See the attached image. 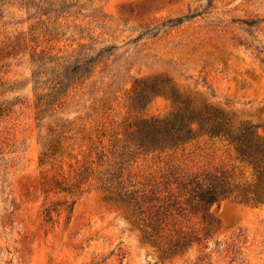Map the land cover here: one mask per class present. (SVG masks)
<instances>
[{"label":"rangeland","instance_id":"374dc122","mask_svg":"<svg viewBox=\"0 0 264 264\" xmlns=\"http://www.w3.org/2000/svg\"><path fill=\"white\" fill-rule=\"evenodd\" d=\"M79 4L53 24L0 0V264H264V204L223 200L202 218L188 192L251 181L232 148L197 136L143 153L128 140L189 104L264 141V0ZM82 47L104 48L102 63L40 115L46 89L31 83V60ZM135 81L169 96L134 105ZM117 196L142 214L108 200ZM155 213L162 231L149 228ZM179 231L194 240L175 250Z\"/></svg>","mask_w":264,"mask_h":264},{"label":"trees","instance_id":"16d2710c","mask_svg":"<svg viewBox=\"0 0 264 264\" xmlns=\"http://www.w3.org/2000/svg\"><path fill=\"white\" fill-rule=\"evenodd\" d=\"M19 7L26 14H33L36 18L43 17L45 21L54 19L67 20L70 11L82 9L80 0H17ZM89 2V1H87ZM29 15V16H33ZM104 48L98 51L90 47H82L78 51L69 54L50 56H36L31 61L34 69L31 74V83L34 88L41 77L45 85L43 93L36 98L38 112L42 115L46 108L54 102L55 96L64 95L68 89L77 84H83L93 74L95 68L102 63L101 56ZM42 84V85H43ZM44 87V86H43ZM163 96H169L163 83H139L134 82L131 101L134 105H142L147 100ZM168 98V97H167ZM170 99L176 100L173 96ZM54 105V104H52ZM197 136L218 138L232 148L235 158L252 172V180L241 184H229L220 181L216 185L211 184H188V192L194 194L196 211L200 210L202 218L209 217V209L220 201L231 200L239 204L262 205L264 204V141L252 130L251 126H242L233 129L229 123L219 114H214L207 108L195 109L189 104L176 106L175 111L166 118H150L140 122L135 130L129 135L136 150L143 153L174 152L193 141ZM44 155V154H43ZM185 189V188H184ZM118 208L127 209L131 202L122 199L121 196L108 198ZM132 214H142L139 208L132 204ZM158 214L148 218L149 228L152 231H162ZM193 231H179L176 238L169 245L173 249L182 250L190 245Z\"/></svg>","mask_w":264,"mask_h":264}]
</instances>
